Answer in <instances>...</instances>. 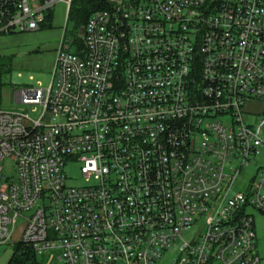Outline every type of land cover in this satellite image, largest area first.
Here are the masks:
<instances>
[{
	"label": "built area",
	"instance_id": "2783aa9c",
	"mask_svg": "<svg viewBox=\"0 0 264 264\" xmlns=\"http://www.w3.org/2000/svg\"><path fill=\"white\" fill-rule=\"evenodd\" d=\"M76 1L0 0V35L40 31L59 3L69 21ZM78 37L65 30L48 87L15 91L28 113L0 109V245L58 264H262L264 119L243 116L264 102V0H103Z\"/></svg>",
	"mask_w": 264,
	"mask_h": 264
},
{
	"label": "rangeland",
	"instance_id": "374dc122",
	"mask_svg": "<svg viewBox=\"0 0 264 264\" xmlns=\"http://www.w3.org/2000/svg\"><path fill=\"white\" fill-rule=\"evenodd\" d=\"M79 2L73 4L77 7ZM73 8V7H72ZM73 10V9H72ZM53 20L50 25L36 32H24L0 35V56L11 60L12 72L0 88V109L5 111L28 113L29 108L15 101V91L22 87H48L52 82V74L55 59L65 30L68 37L74 34L75 22L67 20L66 6L57 4L53 9ZM72 12V11H71ZM250 113L244 114L243 118L247 125L256 128L264 119V102L252 103L247 107ZM42 109L30 111L32 119H38ZM50 122V119H46ZM264 138V127L262 129ZM69 177L68 184L82 186L84 180L80 175V164L70 163L66 167ZM6 176L14 175V168L10 161L4 165ZM255 226L258 236V253L264 264V215L255 213ZM194 231L184 236L185 240L192 241ZM16 245L7 243L0 245V264H9L14 257ZM57 253L37 256L40 264H58Z\"/></svg>",
	"mask_w": 264,
	"mask_h": 264
},
{
	"label": "trees",
	"instance_id": "16d2710c",
	"mask_svg": "<svg viewBox=\"0 0 264 264\" xmlns=\"http://www.w3.org/2000/svg\"><path fill=\"white\" fill-rule=\"evenodd\" d=\"M76 2H79V4L77 7L73 6L69 20L73 19L75 22L73 36L77 37L75 45L76 50H79L83 48L84 43L83 39L78 36L82 34L93 12L103 7V0H78ZM48 20L50 21L51 17H49ZM11 72V60L4 56H0V88L4 85V81ZM37 256L38 255L32 248L22 243L16 244L14 257L9 264H40L37 260Z\"/></svg>",
	"mask_w": 264,
	"mask_h": 264
},
{
	"label": "water",
	"instance_id": "95a60500",
	"mask_svg": "<svg viewBox=\"0 0 264 264\" xmlns=\"http://www.w3.org/2000/svg\"><path fill=\"white\" fill-rule=\"evenodd\" d=\"M24 229H25V224L22 225L21 227H19V229L17 230V232H16V234L14 236L15 243H20L21 242V237H22Z\"/></svg>",
	"mask_w": 264,
	"mask_h": 264
},
{
	"label": "crops",
	"instance_id": "0c3cea01",
	"mask_svg": "<svg viewBox=\"0 0 264 264\" xmlns=\"http://www.w3.org/2000/svg\"><path fill=\"white\" fill-rule=\"evenodd\" d=\"M58 52V51H57ZM57 57V56H56ZM56 60V59H55ZM255 229H256V226H255Z\"/></svg>",
	"mask_w": 264,
	"mask_h": 264
}]
</instances>
